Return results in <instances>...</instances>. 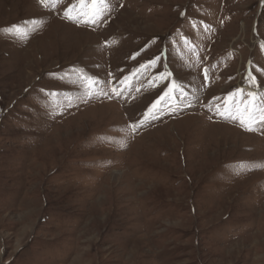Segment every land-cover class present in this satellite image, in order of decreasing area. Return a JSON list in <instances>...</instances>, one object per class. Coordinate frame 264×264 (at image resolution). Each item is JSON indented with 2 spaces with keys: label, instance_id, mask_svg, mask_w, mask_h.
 Returning a JSON list of instances; mask_svg holds the SVG:
<instances>
[{
  "label": "rangeland",
  "instance_id": "obj_1",
  "mask_svg": "<svg viewBox=\"0 0 264 264\" xmlns=\"http://www.w3.org/2000/svg\"><path fill=\"white\" fill-rule=\"evenodd\" d=\"M106 3L0 0V264H264V125L216 115L264 97V0Z\"/></svg>",
  "mask_w": 264,
  "mask_h": 264
},
{
  "label": "snow or ice",
  "instance_id": "obj_2",
  "mask_svg": "<svg viewBox=\"0 0 264 264\" xmlns=\"http://www.w3.org/2000/svg\"><path fill=\"white\" fill-rule=\"evenodd\" d=\"M40 3L46 7L55 6L60 3V0H40ZM78 7L79 10H77ZM86 8H88V5L85 4V0H79L78 5L72 4L63 11V17L66 20L78 25L95 26L101 22L103 12L107 8V3L106 0H92L90 8L85 11ZM17 32L20 35L27 34L26 32H20L19 30H17ZM261 48L264 49V44L261 45ZM159 59L160 57H155L147 64L141 65V68L146 69L148 66L156 65ZM204 73V79L207 80V69L204 70ZM170 76L171 74L167 72L156 74L155 81H168V86L143 114L144 118L129 125V128L133 133H135L139 127L146 124L149 120L157 119L160 114L164 113L165 109L168 110L169 114L176 111L175 104L172 103L176 92L180 93L181 98H184L187 95L186 92L182 90V85L170 80ZM80 78L85 80L87 96L90 98L95 92L94 86L97 81L91 77L81 76ZM247 79L253 86L255 85V77L251 75V73L248 75ZM121 83L123 84L124 81ZM111 91L115 96H119L121 94V90L117 87H112ZM98 94L107 95V93L102 90ZM227 103L229 104V107L223 110L220 106L216 108V115L225 120L238 122L240 127L246 131L255 130L254 126L257 124L264 125V97L259 96L256 92L248 91L246 98H244L243 90H239L228 98ZM188 106H190V102H188ZM209 110L211 111L212 109L209 108Z\"/></svg>",
  "mask_w": 264,
  "mask_h": 264
}]
</instances>
